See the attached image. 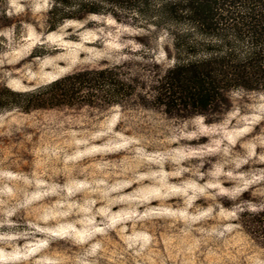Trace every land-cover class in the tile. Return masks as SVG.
<instances>
[{
    "label": "rangeland",
    "instance_id": "374dc122",
    "mask_svg": "<svg viewBox=\"0 0 264 264\" xmlns=\"http://www.w3.org/2000/svg\"><path fill=\"white\" fill-rule=\"evenodd\" d=\"M51 5L0 0L12 89L169 64L161 40L142 48L146 31L110 15L50 28ZM231 100L215 122L132 104L1 113L0 264H264V91Z\"/></svg>",
    "mask_w": 264,
    "mask_h": 264
},
{
    "label": "trees",
    "instance_id": "16d2710c",
    "mask_svg": "<svg viewBox=\"0 0 264 264\" xmlns=\"http://www.w3.org/2000/svg\"><path fill=\"white\" fill-rule=\"evenodd\" d=\"M90 15L145 30L140 46L161 40L169 64L151 57L136 72L127 63L85 68L27 91L1 80L0 114L132 104L215 122L231 107L232 92L264 91V0H52L46 23L56 28Z\"/></svg>",
    "mask_w": 264,
    "mask_h": 264
}]
</instances>
